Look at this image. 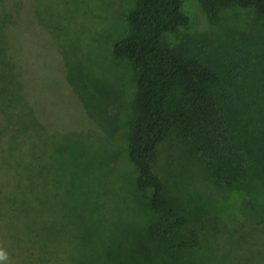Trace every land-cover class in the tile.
<instances>
[{"label": "rangeland", "instance_id": "1", "mask_svg": "<svg viewBox=\"0 0 264 264\" xmlns=\"http://www.w3.org/2000/svg\"><path fill=\"white\" fill-rule=\"evenodd\" d=\"M136 2L0 0L10 7L0 8V248L9 264H264V175L225 192L174 132L156 172L205 246L176 255L148 235L158 215L127 149L135 72L113 55ZM185 11L191 23L166 36L171 46L197 39L229 52L253 42L264 51L256 9L230 7L219 27L198 0ZM52 157L73 196L52 195ZM64 222L74 242L62 237Z\"/></svg>", "mask_w": 264, "mask_h": 264}, {"label": "trees", "instance_id": "2", "mask_svg": "<svg viewBox=\"0 0 264 264\" xmlns=\"http://www.w3.org/2000/svg\"><path fill=\"white\" fill-rule=\"evenodd\" d=\"M185 1L137 0L128 15L129 31L113 48L114 57L128 61L135 72L127 149L137 168V187L151 191L150 207L158 215L148 235L176 255L197 253L205 242L185 210L170 201L156 172L159 147L171 133L188 145L225 192L243 190L264 175V51L253 42H242L229 52L197 39L171 46L166 36L191 23ZM198 1L215 27L233 6L264 15V0ZM56 161H50L51 193L70 196L69 183H60ZM64 223L62 237L74 242L68 231L72 226Z\"/></svg>", "mask_w": 264, "mask_h": 264}, {"label": "clouds", "instance_id": "3", "mask_svg": "<svg viewBox=\"0 0 264 264\" xmlns=\"http://www.w3.org/2000/svg\"><path fill=\"white\" fill-rule=\"evenodd\" d=\"M0 264H9V254L4 248H0Z\"/></svg>", "mask_w": 264, "mask_h": 264}]
</instances>
